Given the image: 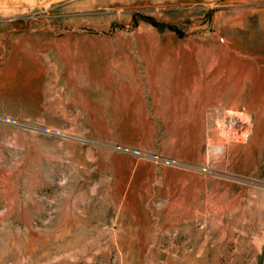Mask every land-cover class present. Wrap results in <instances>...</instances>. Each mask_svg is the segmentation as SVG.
I'll list each match as a JSON object with an SVG mask.
<instances>
[{
	"label": "rangeland",
	"instance_id": "obj_1",
	"mask_svg": "<svg viewBox=\"0 0 264 264\" xmlns=\"http://www.w3.org/2000/svg\"><path fill=\"white\" fill-rule=\"evenodd\" d=\"M264 0H0V264H262Z\"/></svg>",
	"mask_w": 264,
	"mask_h": 264
},
{
	"label": "built area",
	"instance_id": "obj_2",
	"mask_svg": "<svg viewBox=\"0 0 264 264\" xmlns=\"http://www.w3.org/2000/svg\"><path fill=\"white\" fill-rule=\"evenodd\" d=\"M262 264H264V260H263Z\"/></svg>",
	"mask_w": 264,
	"mask_h": 264
}]
</instances>
